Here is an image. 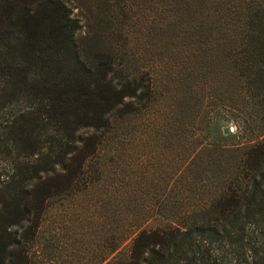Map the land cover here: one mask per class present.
Listing matches in <instances>:
<instances>
[{
	"label": "rangeland",
	"instance_id": "374dc122",
	"mask_svg": "<svg viewBox=\"0 0 264 264\" xmlns=\"http://www.w3.org/2000/svg\"><path fill=\"white\" fill-rule=\"evenodd\" d=\"M240 1L236 9L235 0L68 1L83 58L112 55L120 69L128 59L154 90L150 103L112 123L82 176L66 182L57 170L28 187L29 221L9 229L29 236L32 260L126 259L140 230L178 223L217 195L241 152L263 139L264 88L250 89L236 68L239 28L233 35L212 16L219 3L237 28L247 10L264 7Z\"/></svg>",
	"mask_w": 264,
	"mask_h": 264
},
{
	"label": "trees",
	"instance_id": "16d2710c",
	"mask_svg": "<svg viewBox=\"0 0 264 264\" xmlns=\"http://www.w3.org/2000/svg\"><path fill=\"white\" fill-rule=\"evenodd\" d=\"M68 1L0 0V264H38L29 236L9 229L29 221L28 187L57 170L66 182L82 176L112 123L152 101V79L130 60L120 69L112 55L83 58ZM212 4L226 30L240 29L239 74L264 88V7L234 28L232 12ZM20 99V110L9 108ZM218 192L178 223L140 230L127 258L107 264H264V137L241 152Z\"/></svg>",
	"mask_w": 264,
	"mask_h": 264
}]
</instances>
